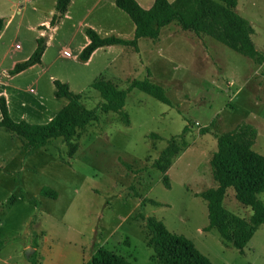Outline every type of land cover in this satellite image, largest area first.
Segmentation results:
<instances>
[{
  "label": "rangeland",
  "instance_id": "374dc122",
  "mask_svg": "<svg viewBox=\"0 0 264 264\" xmlns=\"http://www.w3.org/2000/svg\"><path fill=\"white\" fill-rule=\"evenodd\" d=\"M33 1L25 6L17 1L25 11L14 13L0 41V54L9 52L1 70L34 44L26 25L42 16L44 20L47 8ZM32 5L36 14L30 11ZM235 11L250 23L262 61L171 24L160 30L156 41L138 40L143 67L137 60V67L132 62L126 73L117 58L104 68L115 56L136 60L138 49L122 46L121 52H100L85 64L74 59L79 37L68 46L66 28L53 34V49L43 60L47 73L37 84L35 71L10 84L23 90L29 104L38 98L46 107L43 124L67 104L54 98L49 77L79 95L85 108L96 109V119L72 138V156L62 139L24 156L22 141L0 128V264H83L98 247L132 264H155L142 216L154 217L169 232L189 239L211 264H264V227L254 231L240 254L223 245L215 229L204 230L206 203L196 196L216 186L209 161L217 136L249 124L257 132L252 149L264 156V0H237ZM0 12L10 17L14 10L1 1ZM122 15L127 20L122 38L132 39L133 24ZM17 21L22 23L18 33ZM98 79L122 90L133 80L148 79L163 88L170 105L132 89L121 113L104 114L99 110L101 97L91 88ZM20 106L16 113L26 110ZM165 148L175 152L165 172L168 188L153 167ZM43 187L55 191L56 199L41 196ZM258 199L264 205V193ZM223 207L240 218L251 214L235 200L232 189H227Z\"/></svg>",
  "mask_w": 264,
  "mask_h": 264
},
{
  "label": "trees",
  "instance_id": "16d2710c",
  "mask_svg": "<svg viewBox=\"0 0 264 264\" xmlns=\"http://www.w3.org/2000/svg\"><path fill=\"white\" fill-rule=\"evenodd\" d=\"M70 2L55 1L50 27H55L61 21ZM114 4L133 23V39L126 41L114 36L100 37L93 30L86 29L89 43L78 56L81 62L89 60L94 51L103 47L130 46L136 50L138 39L156 40L160 30L171 24L197 37L206 36L250 60L262 61L261 53L255 49L251 40L250 23L235 11L237 0H174L171 3L167 0H154L147 10L141 8L135 0H114ZM3 27L4 20L0 18V30ZM45 45V38H37L33 53L27 60L16 63L10 74H18L39 64ZM53 85L55 97L66 99L67 104L41 125L12 120L4 98L0 97V128L22 141L24 156L34 154L53 139H62L72 156L76 151L71 144L72 138L78 130L96 119V109L85 108L80 103L79 95L70 91L66 84L55 80ZM91 88L99 93V110L104 114L121 113L126 96L132 89L170 105L163 88L148 79L133 80L125 90L119 89L110 80L98 79L91 84ZM256 136V129L249 124L239 125L217 136L216 151L209 161L211 177L216 186L196 195L206 203L208 224L204 230L215 229L222 244L234 248L240 254L254 231L259 226L264 227V205L258 199V195L264 193V156L252 149ZM174 154V151L165 148L153 162V167L163 175V184L167 188L165 172ZM227 189H232L235 200L251 211L248 218L237 217L224 209L223 200ZM40 195L51 199L57 197L56 192L47 187L40 189ZM142 219L150 235L148 246L152 249L155 264H211L189 239L169 232L162 221L154 217L142 216ZM83 264L132 263L104 247H98Z\"/></svg>",
  "mask_w": 264,
  "mask_h": 264
},
{
  "label": "crops",
  "instance_id": "0c3cea01",
  "mask_svg": "<svg viewBox=\"0 0 264 264\" xmlns=\"http://www.w3.org/2000/svg\"><path fill=\"white\" fill-rule=\"evenodd\" d=\"M1 1L7 2L9 4V7L12 10H14V12L11 14L10 17L8 15L2 14L0 12V18H2L4 20V27L2 30H0V41L4 37L7 29L13 24V22L15 20L14 13L18 14V15H22L23 12L25 11V8L23 6L22 7L19 6V2H17V1H21L23 3L22 5L25 6L28 3H32L33 0H17V1L16 0H0V3H1ZM55 1L56 0H34L33 1V4H36L37 7L43 6V3H45L44 6H46V8H47V14H45L44 20H43V16H42V17L38 18V20H35L33 22H29L26 25V29L29 32H32L34 35V44L31 48H29V50L27 52L24 53L23 51H21L23 53V55L20 56V58L15 59V60H14V58H11L10 59V66L8 69H6V70L0 69V80L4 81L3 83L0 84L2 86V89H0V97H3L5 100L9 116L12 118L14 115L13 113H15V115H17V117H19V121L23 120L29 124H34V125L43 124V122H42L43 112H48L46 110V107H43V104L41 102H39L38 98L34 99L32 101H29L30 102V104H29L28 102H26L22 98L23 90L19 86L11 85L10 83H11V81H14L16 77L21 76L28 71H30V72L35 71V74L33 77L35 79L33 80V84L34 83L37 84L40 81V79L43 77V74L47 73V68H46V66L43 65V60L47 56V53L49 52V50L53 49V45H52V43L54 41L53 34L55 32H58L59 30H63L64 28H66L65 30H66L68 38H67V40H65V42H66L65 44H67L68 46L75 44V38L79 37V42L76 45L75 55H74V59H76V61H78L79 60L78 56H79L80 52L89 43V40H88L87 36L85 35L86 29L93 30L100 37L114 36V37L123 39L122 38V33H123L122 28L127 26V20L123 17L122 14H124L125 16H127V15L115 6L114 0H71L69 6L67 8V11L64 14L63 18L61 19V21L55 27H50L49 21H50L52 15H53V12H54ZM135 1L137 2V4L141 8H143L145 10L151 8V6L154 2V0H135ZM173 1L174 0H167V2H169V3L173 2ZM29 5H31V4H29ZM18 7H21V9L20 8L18 9ZM30 9H31L30 11L32 14H36L38 12V10L34 7V5H32ZM172 25L176 26L174 24H172ZM21 28H22L21 21H17V23L14 27L15 32L16 33L20 32ZM166 28H168V27H166ZM177 28L179 29L178 26H177ZM130 32H131V30L129 28L128 33H130ZM133 34H134V25H133ZM39 37H44L46 40L45 49H44V52L41 56L40 63L20 72L18 74L11 75L10 71L13 69L14 65L16 63H20V62L27 60L30 57V55L33 53V51L36 48V39ZM132 39H123V40L130 41ZM152 41H156V40H152ZM138 42L139 41H137V49L138 50L135 52L136 60L135 59L131 60L130 58H127V57H123V58L119 57L118 58L115 56L112 58V60H111L112 62L110 61L106 64L104 69H107L108 67H110V65L116 60V58L119 59V67L123 68L122 71H125V69H128L129 66H133L132 65L133 63L135 64L134 66H136V67L138 64H140V66L143 67ZM116 47L117 46H108V47H103V48L97 49L90 56L89 60H87L86 62H83V63L91 64V62L93 61L95 56H97L100 52H104L106 54L107 52H110V50H114V49H116V50L119 49V51L121 52L122 46H118L119 48H116ZM15 48L18 49V46H15ZM19 50H21V49H19ZM8 54H9V52L6 49H4L3 53L0 54V65H1V63H3L6 60ZM137 60H138V64H137ZM125 72L129 73L128 71H125ZM55 80L56 79H54L52 77L48 78V82H50L52 84L53 88H54L53 81H55ZM57 81H59V80H57ZM54 92H55V88L53 90V96H54V98H56L54 95ZM23 104H24V106H26V110L21 111L19 113H16L15 112L17 110L16 107L23 105ZM0 119H1V115H0ZM16 122H18V121H16ZM39 193H40V191H39ZM44 241L45 240L43 239V242ZM34 249H36V246ZM94 252L95 251H93L92 254Z\"/></svg>",
  "mask_w": 264,
  "mask_h": 264
},
{
  "label": "built area",
  "instance_id": "2783aa9c",
  "mask_svg": "<svg viewBox=\"0 0 264 264\" xmlns=\"http://www.w3.org/2000/svg\"><path fill=\"white\" fill-rule=\"evenodd\" d=\"M66 54V53H65ZM66 56H67V54H66Z\"/></svg>",
  "mask_w": 264,
  "mask_h": 264
}]
</instances>
